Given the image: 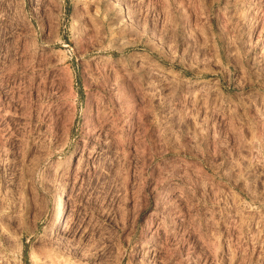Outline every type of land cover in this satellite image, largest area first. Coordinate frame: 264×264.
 Listing matches in <instances>:
<instances>
[{"label": "rangeland", "instance_id": "obj_1", "mask_svg": "<svg viewBox=\"0 0 264 264\" xmlns=\"http://www.w3.org/2000/svg\"><path fill=\"white\" fill-rule=\"evenodd\" d=\"M0 264H264V0H0Z\"/></svg>", "mask_w": 264, "mask_h": 264}, {"label": "bare ground", "instance_id": "obj_2", "mask_svg": "<svg viewBox=\"0 0 264 264\" xmlns=\"http://www.w3.org/2000/svg\"><path fill=\"white\" fill-rule=\"evenodd\" d=\"M34 1V0H31ZM58 223V210L54 213L52 223H51V228H56Z\"/></svg>", "mask_w": 264, "mask_h": 264}]
</instances>
